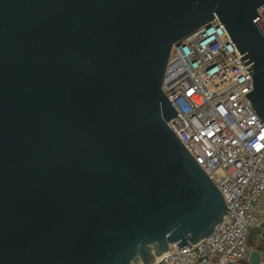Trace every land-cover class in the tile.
I'll use <instances>...</instances> for the list:
<instances>
[{
	"label": "water",
	"instance_id": "obj_1",
	"mask_svg": "<svg viewBox=\"0 0 264 264\" xmlns=\"http://www.w3.org/2000/svg\"><path fill=\"white\" fill-rule=\"evenodd\" d=\"M263 3L0 0V264H154L208 238L229 209L163 80L215 18L264 122Z\"/></svg>",
	"mask_w": 264,
	"mask_h": 264
},
{
	"label": "built area",
	"instance_id": "obj_2",
	"mask_svg": "<svg viewBox=\"0 0 264 264\" xmlns=\"http://www.w3.org/2000/svg\"><path fill=\"white\" fill-rule=\"evenodd\" d=\"M257 12L264 23V3ZM162 89L177 112L169 127L229 211L208 238L171 245L154 264L248 263L250 230L264 218V122L245 96L252 77L215 18L173 45Z\"/></svg>",
	"mask_w": 264,
	"mask_h": 264
},
{
	"label": "trees",
	"instance_id": "obj_3",
	"mask_svg": "<svg viewBox=\"0 0 264 264\" xmlns=\"http://www.w3.org/2000/svg\"><path fill=\"white\" fill-rule=\"evenodd\" d=\"M262 231H263V233H264V228L262 229V228H260V227H258V228H252L251 230H250V233H249V238H248V245L250 246V247H253V248H257V249H259L260 247H258V246H256V244H255V236L257 235V234H259V233H262ZM242 264H249V263H247V262H244V263H242Z\"/></svg>",
	"mask_w": 264,
	"mask_h": 264
},
{
	"label": "crops",
	"instance_id": "obj_4",
	"mask_svg": "<svg viewBox=\"0 0 264 264\" xmlns=\"http://www.w3.org/2000/svg\"><path fill=\"white\" fill-rule=\"evenodd\" d=\"M259 209L264 210V203H262V205H260ZM258 227H260L262 229L264 228V218L262 219V222ZM258 227H256V228H258ZM259 234H262V238L260 240L255 239V244H256V246H258L260 248L259 249L253 248V247H250V248L261 251V250H264V233L262 231V233H259Z\"/></svg>",
	"mask_w": 264,
	"mask_h": 264
},
{
	"label": "rangeland",
	"instance_id": "obj_5",
	"mask_svg": "<svg viewBox=\"0 0 264 264\" xmlns=\"http://www.w3.org/2000/svg\"><path fill=\"white\" fill-rule=\"evenodd\" d=\"M255 238H256L257 240H260V239L262 238V234H257V235L255 236Z\"/></svg>",
	"mask_w": 264,
	"mask_h": 264
}]
</instances>
